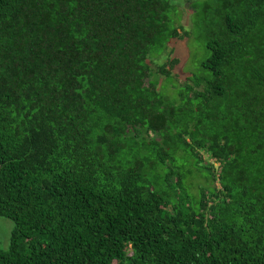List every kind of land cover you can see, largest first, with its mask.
Returning <instances> with one entry per match:
<instances>
[{"label": "trees", "instance_id": "16d2710c", "mask_svg": "<svg viewBox=\"0 0 264 264\" xmlns=\"http://www.w3.org/2000/svg\"><path fill=\"white\" fill-rule=\"evenodd\" d=\"M177 1L0 0V264H264V0Z\"/></svg>", "mask_w": 264, "mask_h": 264}, {"label": "rangeland", "instance_id": "374dc122", "mask_svg": "<svg viewBox=\"0 0 264 264\" xmlns=\"http://www.w3.org/2000/svg\"><path fill=\"white\" fill-rule=\"evenodd\" d=\"M176 3L179 4V11L181 13L178 24H181L186 30H189L192 25L193 16L191 2L188 0H180ZM176 14L172 13L171 17L178 22L179 18L177 19ZM174 57L179 58L180 62L176 70L173 71L171 78L162 73L156 74L155 76L158 79V86L161 91L171 98H177V91L181 84L187 78L191 77L193 72H199L201 61L205 58V49L203 44L187 36L182 40H175L170 43L165 52L158 56H152L150 62L153 69L157 70L159 65ZM14 227L15 223L13 220L0 215V246L3 249L8 250L10 248L11 233Z\"/></svg>", "mask_w": 264, "mask_h": 264}]
</instances>
